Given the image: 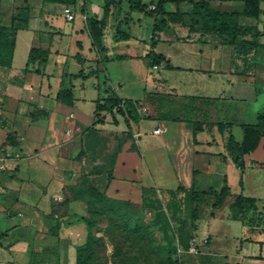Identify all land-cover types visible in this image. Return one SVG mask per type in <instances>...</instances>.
Listing matches in <instances>:
<instances>
[{
	"label": "crops",
	"instance_id": "1",
	"mask_svg": "<svg viewBox=\"0 0 264 264\" xmlns=\"http://www.w3.org/2000/svg\"><path fill=\"white\" fill-rule=\"evenodd\" d=\"M150 1L141 0L145 4H149ZM103 3L104 0H85L83 4L82 0H77L76 4L71 6L74 10V18L67 21L62 13V4L43 0H0V25L10 24L11 14L16 7L25 4L29 6L28 24L16 31L12 62L9 67L0 66V157L3 161L0 167V234L2 233L0 264H74L75 247L84 241L86 235L84 222L79 220V217L85 215V207L78 199H66L69 196L67 185L72 183L79 172L81 162L86 164L87 161L85 158L87 150L81 156H78V152L84 140L86 132L84 129L95 119L94 106L92 116L85 114L82 108L85 100V84L92 77L95 88L90 100L93 102L97 97L104 96L108 88L119 97L136 99L126 96L127 94H118L117 90L122 89L127 79L137 81L138 77L142 79L143 76L145 77L143 80H151L150 86L153 88L145 93L143 100L150 92L181 93V86L212 88L216 84L221 85L223 77H226L227 84L240 82L253 86L255 77H258L256 70L263 71L261 79L258 80L264 82V65L253 59L257 48L247 53H238L233 45L223 43L211 32L190 30L187 19L168 20V28L158 32L155 50L164 55L165 61L170 66L167 67L165 61H161L155 69V74L143 72L141 75V68L138 65L141 60L139 49L142 48L144 39L139 34L140 27L134 24L129 29L130 38L114 41L112 33L116 23L108 19L104 29L107 53L116 55L114 49L119 48L120 55H127L126 58H120L125 66L123 74L115 79V83L120 86L116 90L112 85L107 84L112 79L108 77L105 72L106 66L91 45L84 20L85 16L101 18ZM241 6L242 2L237 0H224L220 3V8L225 11L240 9ZM259 6L261 12L257 18L240 16L239 22L256 25L264 32V0H260ZM82 7L83 12L80 10ZM163 8L165 11H174L175 5L173 1L165 0ZM77 14H79L78 19ZM242 19L245 22H242ZM33 20L36 23H32ZM64 34L72 38L71 51H65L57 41V38H61ZM86 37L87 44L84 42ZM258 40L264 44V34ZM160 43L165 44L163 50H157ZM31 47L46 49L47 60L27 63ZM84 49L88 50V54L84 53ZM75 53L80 55L81 61H77L74 57ZM113 59L116 58L107 62ZM50 60L55 68L48 67ZM68 62H71L75 68L69 70L66 66ZM127 65L131 70L129 74ZM80 69H83L84 73L90 70H96V73L87 78L70 79L74 97L72 104L57 100L56 93L60 88L63 74H74ZM163 69L166 71L161 74L160 70ZM99 71L105 74L102 81L103 93L100 92L101 85L96 79ZM174 71L187 74L190 77L186 81L188 85L183 81L177 82L172 77ZM77 86L81 92L75 94ZM251 98L255 101L258 98L257 94H252ZM240 99L241 97L236 96L235 100ZM34 108L42 109L46 114L39 112L32 118L29 112ZM108 117L110 115L106 113L104 122L97 124L96 127L110 131L105 127L110 124L111 117ZM116 118L117 124L120 125L123 118L120 115H116ZM160 122L164 125L168 120H160ZM171 123L183 126V131L180 129L181 135L178 133L182 145L184 141L190 139L191 143L187 142L188 148L195 152L191 154L187 151L186 156L194 158L196 153L204 151L200 150L204 148L203 144L214 143L212 139H202L198 136L206 128L198 131L193 138L189 122L172 121ZM8 133L11 136L9 140L6 139ZM127 147L124 144L122 151L117 155L113 179L106 189L108 196L122 197L114 193V184L118 181L116 177L120 175L119 170L129 171L132 168L138 170L140 167V159L133 157L137 151H130ZM221 153L222 160L228 162V155L224 158L226 153ZM125 160L128 161L124 163ZM249 166L262 167L258 164L246 163V167ZM193 169L196 167L190 162L187 171L188 183L184 181L183 185L189 186L192 180L195 184L198 173L195 171L193 174ZM250 256L264 261L261 254L245 255L238 251L236 263L241 264L245 257Z\"/></svg>",
	"mask_w": 264,
	"mask_h": 264
},
{
	"label": "rangeland",
	"instance_id": "2",
	"mask_svg": "<svg viewBox=\"0 0 264 264\" xmlns=\"http://www.w3.org/2000/svg\"><path fill=\"white\" fill-rule=\"evenodd\" d=\"M58 8L57 4H55ZM63 13V12H62ZM77 19L79 14H77ZM76 19V20H77ZM250 19V18H249ZM150 19L145 18L142 23L139 34L144 39L142 48H140L141 60L138 63L141 68V75L145 73H156L148 64L145 53L149 49ZM242 22H245L242 19ZM32 23H36L35 20ZM42 28H45L43 22ZM61 47L65 51L73 50V41L68 34L57 38ZM54 42V41H53ZM84 42L87 44V37ZM140 47V46H138ZM164 43L158 45L157 50H163ZM19 53V48H17ZM88 54V50L84 49ZM114 54H120V49L115 48ZM103 56V55H102ZM253 59L260 65H264V47H258L257 53ZM106 66L107 75L110 79L107 84L118 89L115 79L124 72V64L120 59H113L111 62L102 60ZM69 70L75 68L71 62L66 65ZM49 68H55L52 61L48 63ZM67 68V67H66ZM127 73H131L130 66L127 65ZM166 70H160L163 74ZM257 76L254 84L247 85L235 82L233 85L227 84L226 77L222 78L221 85L216 84L211 87L181 86V93L162 91L168 96L169 103L166 106L174 108L177 115H182V103L186 101V95L205 96L211 99V103L202 107L208 112V122L201 125L204 129L198 136L202 139H212V145L203 144L204 150L194 155V158L186 156L190 151L188 144L190 139L181 144L180 124H172L168 121L161 125L160 119L156 118L155 106L147 103L143 97L145 93L153 90L150 81L139 77L137 81L127 79L123 83L122 89L117 90L118 94H127L141 101L140 114L141 119L137 124L132 123L133 138L136 142L138 152L133 157L140 159V167L119 170L116 184H114V193L122 195L118 202L106 200L89 199L88 195L83 200L79 199L86 206V199L89 201L85 215L94 223L92 233L94 241L92 243L93 264H237L236 255L238 251L242 254L257 255L261 254L264 260V167L249 166L245 167L242 174V186L239 183L240 172L233 164L225 149V141L229 132L238 140L241 139L242 131L239 123L255 122L256 114L264 110V82L261 79V70H256ZM104 72L99 71L96 77L103 93ZM261 75V76H259ZM172 77L178 81L187 84L190 77L179 71L172 72ZM85 100H83V111L92 116L94 102L90 100L95 86L93 77L85 84ZM188 85V84H187ZM108 87V85H107ZM106 87V88H107ZM120 87V86H119ZM79 86L75 89V94L81 92ZM192 93V94H188ZM257 94L255 101L251 100L252 94ZM236 96L243 100H235ZM200 102H197L199 104ZM147 104V105H146ZM110 118V117H108ZM191 118L201 120V112L191 115ZM216 120L232 121L230 128H225L220 132L213 123ZM105 127L112 132H119L125 129L122 121L120 125L111 122ZM180 122V121H175ZM171 123V124H170ZM180 125V126H179ZM180 133V135L178 134ZM127 139L125 146L130 144ZM108 146L103 148L107 151ZM206 150V151H205ZM211 152V153H210ZM221 152L228 155L229 161L224 162ZM260 146L247 158V163L256 164V159L260 157ZM87 161L82 164L79 172L73 178L72 185L74 189L84 191L89 184H95L106 192L110 182L106 186L105 174L96 175L89 173L92 167H107V163L87 150L85 154ZM184 158V159H183ZM183 159V160H182ZM128 161V160H127ZM126 160L124 161L127 162ZM182 161V163H181ZM93 162V163H92ZM193 162L195 171L198 173L195 178V187L199 190L214 187L219 189L222 185V175H226L232 195L226 197L224 203L217 208L212 207L214 195L208 193L202 196L199 201V218L197 220V230L194 232L193 243L195 250L188 252H170L166 241L162 239L161 233L152 223V211L141 205V185L157 186L159 188H175L179 184L187 182L189 163ZM181 164V165H180ZM138 171V172H137ZM122 172V173H120ZM137 172V173H136ZM242 192L244 195H250L257 198L255 208L245 213L239 212L232 206L233 195ZM158 195L165 201L167 194L160 192ZM84 206V207H85ZM208 255L209 258L203 255ZM262 259V258H261ZM262 262V263H260ZM241 264H264L257 257H245Z\"/></svg>",
	"mask_w": 264,
	"mask_h": 264
},
{
	"label": "trees",
	"instance_id": "3",
	"mask_svg": "<svg viewBox=\"0 0 264 264\" xmlns=\"http://www.w3.org/2000/svg\"><path fill=\"white\" fill-rule=\"evenodd\" d=\"M44 2H52L64 5L74 6L77 0H43ZM83 4L85 0H82ZM165 0H151L149 4L142 3L141 0H104L102 9L103 15L101 18L94 16H85V25L88 29L91 45L99 54L100 60H109L112 58H126L127 55L108 54V47L104 43V29L107 20L115 22L116 26L112 33V39L118 41L121 39L130 38L129 29L134 24L141 27L145 18L150 19V36L149 49L145 56L148 59L150 66L159 64L165 61L162 53L155 50V45L158 41V32L168 28L167 21H184L188 20L190 30H200L215 34L220 41L233 45L238 53H247L252 49L264 47V44L259 42V37L264 34L256 25L241 24L240 16H249L257 18L261 12L260 0H237L242 2L240 9L225 11L220 8L221 1L224 0H171L175 5L174 11H165L163 3ZM231 1V0H230ZM150 5H153L152 8ZM83 12V7L80 9ZM29 21V6L20 5L14 9L11 14L10 24L0 25V66L9 67L12 58L15 44V36L18 28L26 26ZM248 36V38L246 37ZM103 55V56H102ZM77 61H81L78 53L74 54ZM45 62L47 60V50L41 47H31L28 52L27 63ZM167 67L170 65L165 61ZM177 68V67H176ZM38 71V69H36ZM96 70H90L84 73L80 69L74 74H63L61 85L56 93V99L65 103L72 104L73 92L70 79L72 77L87 78L94 75ZM106 94L102 97H97L94 100V116L95 119L84 130V140L78 152L81 156L88 150L90 153L102 159V162L107 163V167L98 166L92 167L89 173L96 175L105 174L106 186L113 179V168L119 152L122 151L123 145L127 139L131 142L127 149L137 151V145L133 138L132 123L137 124L141 119L140 108L141 101L132 98L119 97L113 90L109 88L105 90ZM186 101L182 103V115H177L174 108L166 106L170 102L168 96L163 93L150 92L146 95L145 101L152 103L155 106L156 118L168 121H185L189 122L192 127V136L200 131L201 125L208 122V112L202 107V104H210L211 99L206 96L186 95ZM197 102H200L197 104ZM46 111L42 109H32L29 114L32 118L36 113ZM103 112L104 114H101ZM201 112L202 119L196 120L191 118V115ZM108 113L111 117V122L118 123L116 115L123 118L125 129L119 132H112L97 128L96 125L103 123L105 114ZM220 132L225 128L232 126V121L216 120L214 123ZM242 131L241 139L238 140L229 132L225 141V149L227 150L233 164L239 169V183L242 186V172L246 167L248 156L253 153L259 146L261 154L256 159V164L264 167V110L257 112L255 122L239 123ZM8 133L6 139H10ZM108 146L107 151L103 148ZM195 174V169L192 170ZM69 199H82L88 195L89 199L106 200L118 202L122 199L108 196L106 192L100 189L95 184H89L84 191L76 190L72 185H67ZM160 192H165L167 198L165 201L158 195ZM141 205L152 211V223L162 235V239L166 241L170 252H176L177 245L186 250L193 238L194 232L197 230V220L199 218V201L202 196L211 193L214 195L212 207H220L227 196L232 195L230 186L227 182V177L222 176V185L219 189L214 187L207 189H197L192 180L189 186L183 184L177 185L175 188H159L151 185H141ZM89 199H86V210ZM84 201V200H83ZM256 198L253 196L244 195L242 192L233 195L232 206L239 212L245 213L250 209L255 208ZM88 212V210H87ZM79 220L84 222L86 235L84 241L75 247L74 264H93L92 260V243L94 235L92 228L94 223L86 215L79 217ZM2 233L0 234V238ZM264 243V242H263ZM204 257L208 255L204 254Z\"/></svg>",
	"mask_w": 264,
	"mask_h": 264
},
{
	"label": "built area",
	"instance_id": "4",
	"mask_svg": "<svg viewBox=\"0 0 264 264\" xmlns=\"http://www.w3.org/2000/svg\"><path fill=\"white\" fill-rule=\"evenodd\" d=\"M151 7L153 8L154 6L152 5ZM62 12H63L64 18L67 21H71L74 18V10L72 9V7L70 5H64L63 9H62ZM152 68L156 69V68H158V65L154 64V65H152ZM2 165H3V161H2V158L0 157V167H2ZM194 250H195V245L193 243V239L190 241L188 249L184 250L178 245H177V248H176V251L179 252V253H182V252H185V251L191 252V251H194Z\"/></svg>",
	"mask_w": 264,
	"mask_h": 264
}]
</instances>
